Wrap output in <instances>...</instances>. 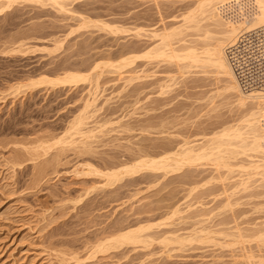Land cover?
I'll return each instance as SVG.
<instances>
[{
  "label": "rangeland",
  "instance_id": "rangeland-1",
  "mask_svg": "<svg viewBox=\"0 0 264 264\" xmlns=\"http://www.w3.org/2000/svg\"><path fill=\"white\" fill-rule=\"evenodd\" d=\"M200 1L71 0L64 13L49 2L20 0L0 9V264H264L258 177L245 190L235 189L237 173L208 165L169 176L144 170L111 185L86 175L89 166L106 171L186 139L205 141L250 109L264 113V95L244 92L235 77L216 70L183 71L159 59L139 57L119 71L103 67L96 72L103 73L101 99L86 116L96 137L81 150L58 141L83 114L96 73L75 86L30 85L41 75L90 73L124 53L143 56L155 43L140 33L185 25ZM187 34L188 43L205 44ZM77 168L89 172L80 176ZM189 204L191 218L165 221L174 206ZM148 223L146 244L99 248L119 229ZM194 231L196 239L182 247L162 243L172 232Z\"/></svg>",
  "mask_w": 264,
  "mask_h": 264
},
{
  "label": "bare ground",
  "instance_id": "bare-ground-1",
  "mask_svg": "<svg viewBox=\"0 0 264 264\" xmlns=\"http://www.w3.org/2000/svg\"><path fill=\"white\" fill-rule=\"evenodd\" d=\"M17 1L20 2V0H0V9L6 7L9 8L13 3H17ZM21 1L29 3L34 2L35 4L40 3L41 5L44 2H49L52 5L59 7L60 12L71 13V11L65 9L68 6H65V2L68 1V3H70L69 1L71 0ZM185 17V25L183 24L175 27L169 32L160 33L158 31H144L143 33H140L139 38H147L155 43L154 47L145 52L143 56L133 55L132 53L130 55L129 52L127 53L129 55L125 56L124 53L123 56L120 55L121 58L119 57L116 62L107 59L106 61L103 60L95 63L91 67L90 73L69 70L55 77L41 75L30 85L48 84L75 86L82 82H90L92 75L103 67H111L119 71L129 66L133 60L139 57L145 59H159L170 64H181L179 67H183V69L180 68L183 71L193 68H208L236 78L228 62L226 49L229 45L236 42L241 33L252 31L264 26V0H202L193 12H190L188 16L186 15ZM203 21H213L216 28L222 29L224 27L226 30L223 31L219 29L212 31L202 25V23H204ZM104 27L110 28L105 23ZM189 31L196 32L197 34H194V36H197V38H199L198 40H202V42L204 41L205 44H202L200 47L195 41L194 43L192 41L188 43L186 38L190 37V34H187ZM178 43H183L184 46H182V44L177 46L176 44ZM102 74L103 73H96V78L94 81L92 80L93 83H89L90 86L84 99L83 114H81V116H79L71 125L67 133L69 136L66 134L67 136L59 138V146L61 144L65 147H77V149L81 148L82 150L84 148L87 150L90 144L89 142L96 137L95 133H97V129L87 127L89 124L86 121V116H89L91 112H96L94 109L97 107V103L101 99L100 96H102V91L100 87V79ZM137 76H139L138 78H141L140 75ZM135 79L136 77L130 78V81H134ZM126 82L128 83V81ZM170 87L171 86H164L162 89H168ZM252 93L264 95V91H253ZM255 108L256 109L253 107L252 109L254 110L252 111H250V109L249 114L246 111V115L244 114L245 116L241 119L239 118L240 121L237 124H230L231 126H226L220 131L218 130L210 138L200 143L195 140L188 141L186 139L176 148L174 146V148L167 147V149H163L164 151L162 153H156V155L145 153L137 156V158L135 157L136 159H133L132 162L129 161L126 162V164L123 163V165L117 164L119 166L106 171L94 168V166H89L88 169H90V173L86 175H95L104 179L103 181H106L108 185H111L122 180L123 176L136 175L144 170H148L149 172H160L162 174H160V176H167L170 173L181 171L185 167L190 168L194 166L208 165L213 166L217 170L224 169L229 175L237 173L238 175L236 174L237 176L233 177L238 178H236L237 184L235 189L242 188L246 190L249 188L250 182L253 179L258 177L261 181H264V113H262L258 107ZM239 157H245L247 161H245L246 159L244 158L245 160H240V162L232 164V161H238ZM84 171V169L77 168L75 172L80 176L89 172ZM229 179V177H226L224 181H228ZM181 205L174 206L168 213H166L165 221H170L175 218L178 220L191 218L192 216L190 215L193 213L194 209L193 205H186L185 208ZM200 217L206 218V216H202V214ZM206 219L201 220V222ZM151 228L152 226L150 223L145 225L141 224L136 227L121 228L117 231V234L115 233L114 236L107 239L105 242L104 239L103 243H100L101 246H99V248L101 247L100 249H102V246L106 244L117 246L146 244L152 239V236L144 235V233ZM202 229L203 230L200 231V234H211L209 229L208 231L205 228ZM198 233V231H194L189 236L184 237L172 232L171 236H173V238L170 236L169 237L172 239L165 237L163 238L164 242L162 243L174 244V246L175 244H178L182 247L185 243L196 239L195 236ZM166 234L170 235V232ZM197 237H199V235ZM263 237L264 234L261 235V238H258L264 242ZM113 247L115 248V246Z\"/></svg>",
  "mask_w": 264,
  "mask_h": 264
},
{
  "label": "built area",
  "instance_id": "built-area-1",
  "mask_svg": "<svg viewBox=\"0 0 264 264\" xmlns=\"http://www.w3.org/2000/svg\"><path fill=\"white\" fill-rule=\"evenodd\" d=\"M226 55L244 92L264 91V26L241 33Z\"/></svg>",
  "mask_w": 264,
  "mask_h": 264
}]
</instances>
